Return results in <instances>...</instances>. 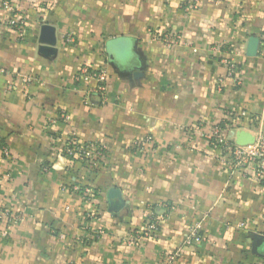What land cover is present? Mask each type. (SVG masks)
I'll use <instances>...</instances> for the list:
<instances>
[{"label":"crops","instance_id":"0c3cea01","mask_svg":"<svg viewBox=\"0 0 264 264\" xmlns=\"http://www.w3.org/2000/svg\"><path fill=\"white\" fill-rule=\"evenodd\" d=\"M12 2L27 34L0 25V264H163L201 215L175 264H264V188L200 136L229 113L264 133V0ZM85 66L107 73L103 92L75 80ZM72 134L106 146L102 168L65 157ZM150 216L158 231L127 245Z\"/></svg>","mask_w":264,"mask_h":264},{"label":"built area","instance_id":"2783aa9c","mask_svg":"<svg viewBox=\"0 0 264 264\" xmlns=\"http://www.w3.org/2000/svg\"><path fill=\"white\" fill-rule=\"evenodd\" d=\"M0 25L10 28L15 33L18 40L25 39L27 34V18L19 8L14 6L12 0H1L0 2ZM153 38L166 47H173L182 42L181 36L177 33L157 34L153 35ZM192 51L196 52L195 49H192ZM262 55L264 56V45ZM226 64L228 66L227 76L231 77L237 70V65L233 61L227 62ZM75 80L85 83L94 81L97 83V90L103 92L107 81V73L104 70L93 71L85 66L77 72ZM25 82L29 83L30 79H26ZM221 83L222 79H219L218 86H220ZM64 119L67 120V116H64ZM241 119L242 117H236L232 113H229L219 125L213 128L211 133L200 132V136L209 142L213 151L222 154L228 169L231 171V175L234 176L236 173L240 174L242 177L259 182L264 188V133L259 128H255L253 131L246 130L253 137V142L246 146H238L221 134V131L227 128H233L235 131H245L241 128V125H239L243 121H241ZM144 144H151V138L145 137L143 140L134 141L131 144V149L141 151ZM2 151L5 156H9L8 151L4 147ZM63 152L65 157H68L69 160L74 159L86 162L92 169L97 170L103 166L107 149L105 145L100 143L81 144L76 136L72 134ZM75 190L79 196L87 202H91L96 195L95 191L90 187L79 188L76 186ZM8 213L9 211H4L3 215L7 217ZM96 215L97 212L93 210L85 217L88 220H92ZM206 217V215H201L189 227L182 245L174 251L167 253L164 257L163 264H175L181 257L184 248L203 240L202 229ZM158 226V221L150 216V221L147 223L145 229L130 235L127 240H125L126 244L132 245L143 237L153 236L158 231ZM7 238L8 229L0 231V242Z\"/></svg>","mask_w":264,"mask_h":264},{"label":"water","instance_id":"95a60500","mask_svg":"<svg viewBox=\"0 0 264 264\" xmlns=\"http://www.w3.org/2000/svg\"><path fill=\"white\" fill-rule=\"evenodd\" d=\"M42 31H43L44 34L48 35L47 36V40L50 41L51 38H52L50 36V33H51L50 29H48L47 27H44L42 29ZM252 42L255 43V42H257V40L254 39V40H252ZM252 142H253V137H252V135L249 132L243 131V130L237 132L236 141H235L236 145H238V146H246V145L251 144ZM109 194L110 195H116L117 191L116 190H110Z\"/></svg>","mask_w":264,"mask_h":264},{"label":"trees","instance_id":"16d2710c","mask_svg":"<svg viewBox=\"0 0 264 264\" xmlns=\"http://www.w3.org/2000/svg\"><path fill=\"white\" fill-rule=\"evenodd\" d=\"M241 121H242V119H241ZM243 122V121H242ZM72 160H74V159H72ZM94 170V169H93Z\"/></svg>","mask_w":264,"mask_h":264}]
</instances>
